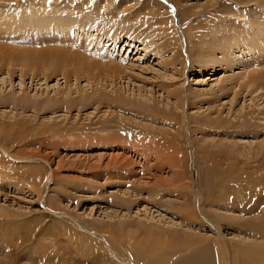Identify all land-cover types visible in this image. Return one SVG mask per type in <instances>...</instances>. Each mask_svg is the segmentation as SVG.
I'll return each mask as SVG.
<instances>
[{"label":"rangeland","instance_id":"rangeland-1","mask_svg":"<svg viewBox=\"0 0 264 264\" xmlns=\"http://www.w3.org/2000/svg\"><path fill=\"white\" fill-rule=\"evenodd\" d=\"M50 1L0 0V264H264V0Z\"/></svg>","mask_w":264,"mask_h":264},{"label":"bare ground","instance_id":"bare-ground-1","mask_svg":"<svg viewBox=\"0 0 264 264\" xmlns=\"http://www.w3.org/2000/svg\"><path fill=\"white\" fill-rule=\"evenodd\" d=\"M44 1H45V5L43 7V10L41 9L42 8V4H39L38 6L35 3H34V5L32 3L29 4V9L31 10V13H30V15L26 16V18H27L26 20L29 23L28 31L31 32V30L36 29L37 26L42 24V25H45L49 29V31L46 34H51V35L55 36L56 39H57V42L59 44H68L67 41H66L68 39L65 40V38L67 37V35L69 36V34H71L70 33V29L72 27H74V26L75 27L78 26L79 24L77 23V21H73V23L71 24L69 21H63V20H61V18L53 17V14L56 11L58 12L57 7H55L52 4H50L51 3L50 0H44ZM48 6H52V7L51 8H47ZM39 11L42 12V14H40ZM35 14H37V15H35ZM3 15H0V19L2 18ZM14 16L15 15L11 14V17H14ZM54 16H55V14H54ZM38 17L41 20H38ZM47 17H49V18H47ZM91 22L94 23V21H91ZM71 25H72V27H71ZM91 25H92V23H91ZM16 32L18 33V31H16ZM101 34H102L101 36L107 35L109 37V39H113V41H114V37H110L111 33L109 34L108 32H104V33H101ZM44 36L45 35H43V34L42 35H38V38H43ZM27 38L28 39L33 38L35 41H38V38H36V37H27ZM8 39L14 40L16 38H15V36H12V37H10ZM24 40H27V39H24ZM261 41H263V38H262ZM53 43L54 42H51V44H53ZM4 48H6V50L9 51V53H10L9 55L12 58H14L16 60L23 59V60H25V62H28L29 64H33V65L35 64V62L38 61V59H40L42 57L47 59V61H49L51 59L50 62L52 61V63H54V65H55L57 63L58 58L62 55V50L59 49V48H55V47H49V48L34 47V48H23L22 49V48H18V47H14L13 46V48H10V47H8V48L4 47ZM31 51H33V52H31ZM6 54H7V57H8V53H6ZM9 59L11 61L10 57H9ZM50 65H51V63H50ZM49 67H51V66H49ZM213 67H215V66H213ZM258 80H259V77L255 76L254 77V81H258ZM143 152H145V155H147V154H148V156L151 155L150 152H146V151H143ZM155 157H159V152L155 153ZM30 158H35V156H30ZM37 175H38V173H34L33 179H36ZM47 183H48V181L45 184H47ZM81 230L85 231V227L81 226ZM91 232H92L91 236H94L96 239H98L101 243H103L105 245V247L107 248V251L109 253V256L111 255L112 258L114 259V261H115V259L116 260L118 259V260H120L122 262L121 264H134V263L136 264L135 261L132 262V260H130V259L126 258V257L123 258V256L120 253V251L117 250V248L115 247L113 242L109 239V236H110L109 233L107 234V233L97 232V231H91ZM82 240H84V239H82ZM90 242H89V244H90ZM105 255H107V254H105ZM198 257H199L198 255H194L192 257V259H196ZM203 259H205V258L202 257V259H200V260H203ZM225 259H227V258H225ZM225 259H224V257H220L218 259V261H219L220 264H223L225 262ZM182 263L183 264H191V263H188V262H185V261H183ZM206 263L208 264V262H206Z\"/></svg>","mask_w":264,"mask_h":264},{"label":"snow or ice","instance_id":"snow-or-ice-1","mask_svg":"<svg viewBox=\"0 0 264 264\" xmlns=\"http://www.w3.org/2000/svg\"><path fill=\"white\" fill-rule=\"evenodd\" d=\"M167 2V0H165V3Z\"/></svg>","mask_w":264,"mask_h":264}]
</instances>
